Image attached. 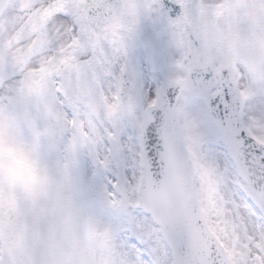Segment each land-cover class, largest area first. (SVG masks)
Wrapping results in <instances>:
<instances>
[{
	"label": "snow or ice",
	"instance_id": "obj_1",
	"mask_svg": "<svg viewBox=\"0 0 264 264\" xmlns=\"http://www.w3.org/2000/svg\"><path fill=\"white\" fill-rule=\"evenodd\" d=\"M0 264H264V0H0Z\"/></svg>",
	"mask_w": 264,
	"mask_h": 264
}]
</instances>
